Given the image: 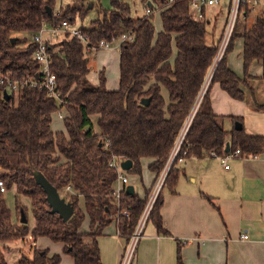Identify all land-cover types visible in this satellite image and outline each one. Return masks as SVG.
Masks as SVG:
<instances>
[{
	"label": "trees",
	"instance_id": "trees-1",
	"mask_svg": "<svg viewBox=\"0 0 264 264\" xmlns=\"http://www.w3.org/2000/svg\"><path fill=\"white\" fill-rule=\"evenodd\" d=\"M52 1L0 0L1 74L41 80L39 65L33 60L35 44L17 35L33 36L42 23L50 27L63 21L72 24L76 14H83V9L66 8L61 15H48L46 7L52 8ZM109 1L111 8L102 18L92 22L89 29H79L92 44L132 35L131 41L120 46L116 90L105 88L102 73L98 85L89 82L88 56L66 32L54 43L47 41L50 70L64 103L62 108L38 87H24L9 100L0 95V178L6 190L14 188L17 198L29 200L28 209L16 206V221L18 217L20 221V210L24 215L29 210L33 220L30 230L27 223L15 226L0 195V242L28 235L32 242L46 238L63 244V252L72 257L73 264H101L96 239L113 221L118 234L128 241L146 197L140 200L136 195L122 194L116 202L112 187L117 174L109 166L110 161L130 160L132 167L126 173L140 175V161L153 159L149 170L156 176L162 171L216 53V45L207 44L210 22L191 16L190 0H174L171 5H167V0H144L150 15L136 19L125 0ZM222 7L224 19L220 30L229 2ZM153 12H159L160 31L154 29ZM240 13L246 17L248 7L244 5ZM236 30L237 26L150 212L148 220L159 234H166L159 213L162 194L174 192L180 176L178 159L184 162L190 158L222 157L226 143L229 152L238 149L241 153L257 154L264 149V137L245 135L242 129L225 130V118L215 115L211 108L209 93L214 84L232 99L243 100L242 88L247 87V71L252 62L261 63L264 80V18L256 16L254 23L238 34L242 40V79L226 62ZM145 100L149 101L147 105L141 103ZM59 110L63 112V131L53 132L52 116ZM91 117H96V129ZM229 119L241 123L239 118ZM35 172L41 173L60 197L71 204L74 212L68 221L50 213L43 190L35 184ZM124 211L126 217L117 215ZM85 219L89 220L88 234L80 232ZM58 262L59 256L48 258L45 251L34 252L32 260H26V264ZM176 264H183L179 255Z\"/></svg>",
	"mask_w": 264,
	"mask_h": 264
},
{
	"label": "crops",
	"instance_id": "crops-1",
	"mask_svg": "<svg viewBox=\"0 0 264 264\" xmlns=\"http://www.w3.org/2000/svg\"><path fill=\"white\" fill-rule=\"evenodd\" d=\"M226 2L227 0H223L222 4ZM51 13L54 15L53 7ZM155 13L159 14L153 12V15ZM262 13L264 11L260 6L249 11L244 19L247 20L252 14L258 16ZM216 24L215 20L214 26L209 29V38L214 45L220 34V28ZM49 28L46 25V30ZM43 36L48 42L58 41V37L52 38L48 31ZM236 41L240 42L237 58L242 71L233 69L228 63V55L226 62L228 68L242 79V40L240 37L235 39L232 49ZM103 51L116 53L119 57L120 49L116 48L115 43L111 49ZM99 52L90 56L97 57ZM261 75V63L252 62L247 71V87L242 88V101L229 97L218 84L210 89L212 111L225 118V130L234 128L235 123L229 118L236 117L241 120V129L245 135L264 137V95L246 97L247 88L252 90L255 85L264 88ZM117 88L118 78L116 88L107 89ZM61 131L63 127L53 130ZM152 163L153 159H142L140 175L124 171L128 180L126 186H132L133 195L140 200H144L156 178V174L149 170ZM227 166L225 169L220 159L212 157L190 158L176 166L180 176L174 192H163L159 211L166 234H159L153 223L147 222L132 264H176L177 255L183 264H264V149L257 154L242 152L228 160ZM120 187L115 182L112 188ZM79 206L84 208L82 199ZM80 232L89 233L88 219L81 225ZM243 235L247 239H241ZM96 241L101 264H119L126 240L118 234L114 221L103 229ZM31 245L32 253L28 259L32 260L33 251L37 248L45 251L48 258H51L50 255L59 256L58 264H73L72 257L64 254L61 243L38 238Z\"/></svg>",
	"mask_w": 264,
	"mask_h": 264
},
{
	"label": "built area",
	"instance_id": "built-area-1",
	"mask_svg": "<svg viewBox=\"0 0 264 264\" xmlns=\"http://www.w3.org/2000/svg\"><path fill=\"white\" fill-rule=\"evenodd\" d=\"M173 1L174 0H167V5H171ZM222 1L223 0H190L189 9L191 16L197 21L206 19V10L210 7L212 8L215 6H222L223 5ZM227 2H229V9L225 18L222 33L220 34V37L216 44V53L213 58L212 65L206 75V78L199 91V94L177 136V139L169 154L165 166L155 178V181L151 187V191L143 207L141 216L134 228L132 235L126 242V246L121 255L119 264H132L134 260L135 251L138 242L143 235V230L149 219L150 212L157 198L160 195V192L165 182V178L170 170L172 163L174 162V160L176 159L179 153L185 134L201 103L203 96L206 93V90L208 89L214 69L226 53V50L229 46V43L237 26L239 17L241 16L243 19L245 18V16L242 13H240L241 8L244 5H246L249 11L251 10L253 11L260 6L264 9V0H227ZM145 15L146 16L150 15V10L147 8L145 9ZM45 31H48V33L52 38L59 37L67 32L71 37L75 38L80 45H82L84 49V53L87 56L96 54L99 51L109 50L113 47L115 43H116V48L120 49V46L123 42L131 41L133 38L132 35H122L118 39H111L110 41L101 40L96 44H92L89 38L87 37V35H85L79 28L71 27L70 24L66 21L61 22L57 26L50 27L48 30H46L45 23H42L40 25L39 31L33 34L31 38V42L35 44L33 60L39 65L38 74L41 80L38 82L36 79H33L32 77L29 76H24L15 79V78H11L7 74L0 73V95L2 97L4 96L3 92H5L11 98L13 96H17L20 93V90L24 87H38L40 89H44L49 98H54L59 103L61 108L64 106L62 98L60 97V94L57 90L55 75L50 70V57L47 52V41L43 36ZM54 115L59 120L63 119L62 110L55 112ZM239 155H241L240 150L235 149L232 152L228 151L227 153H224L222 157H213V158L220 159L221 163L224 165V168L227 169L228 160ZM121 162L123 161L117 160L116 158H112L109 164V166L116 171L117 174L116 182H118L121 185L120 188L113 189L112 191V197L116 202L119 201L120 196L122 194H125V187L128 183L127 178L124 176L123 171L120 168ZM178 163L181 164L182 159H178ZM5 192H6V188L4 182L0 178V195H3ZM120 214L125 217L128 215L127 212L125 211L122 213L120 212L117 215ZM241 239H247V236L243 235L241 236Z\"/></svg>",
	"mask_w": 264,
	"mask_h": 264
},
{
	"label": "rangeland",
	"instance_id": "rangeland-1",
	"mask_svg": "<svg viewBox=\"0 0 264 264\" xmlns=\"http://www.w3.org/2000/svg\"><path fill=\"white\" fill-rule=\"evenodd\" d=\"M125 2L131 8V16L133 17V19L141 18L145 16L144 0H125ZM53 4L54 5H52V7H53L54 15L56 14L61 15V13H63V11L66 8L69 10L83 9V14L81 16L76 14L74 22L70 24L71 27H76V28L82 27L83 29H89L91 27L92 22L96 21L97 19L102 18L103 13L109 11L111 8L109 0H53ZM222 11H223L222 6L221 7L215 6L212 8L210 7L206 10V19L210 22L207 26L208 31L209 29L210 30L212 29V26H214L215 20L217 23L216 27H218V29L219 28L221 29L222 27L221 20H222V13H223ZM262 17L264 18V13H262ZM255 18H256V14L250 15L247 20L243 19L241 16L239 17L237 30H236L237 36L235 37V39H239L238 34L241 32V30H243V28H246L252 25V23H254L255 21ZM152 20H153L152 22H153L155 31H160L161 30V20H160L159 14L155 13L153 15ZM221 33H222V30H220V34ZM220 34H219V37H220ZM20 36L26 38L29 41L32 38V35L30 33H23V34H20ZM60 38L61 37H58V39ZM207 44L211 46L214 45V43L210 41V38L208 36H207ZM234 44L235 45L233 49L231 48L228 54V63L232 65L234 70L236 69L237 71H242L240 61L237 58V54L240 48V45H239L240 42L236 41V43ZM96 56L97 57H94V56L88 57V67L90 69L89 75H88L89 82L94 86L98 85L99 76L102 73V76L104 77V80H105V88L106 89L116 88L117 78H118V69H117L118 54L105 53V51H102V52H99L98 55ZM252 92H253V95H252ZM261 94L264 95V88L261 85H255L253 86L252 90L250 88H247L246 97L252 98L253 96L256 97ZM91 121L93 122L94 127L96 129V117L95 118L91 117ZM61 122H62L61 120H58L56 116L53 115L52 123H51L52 130L62 129L63 125ZM125 172L123 171V174L126 177ZM150 191H151V188L147 192L146 199ZM1 197L3 198L6 208L11 213V217H12V221H14L13 222L14 225L19 227L21 225L19 223V217H18V221H16L15 219L16 209L17 207L19 208L26 207L28 209L29 200L24 197L17 198L14 188L7 189L6 192ZM25 218L27 220L26 225L28 227V230H30L33 226V220H32V216L29 210L27 211ZM147 222H149V220ZM90 231L91 230L89 229V232ZM31 244H32V240L29 235L23 237L22 239H18V240L0 242V253H1L3 264H18V262H21V264H26V260H31V259H28V257H30L32 253ZM38 251H41V250L35 248L33 251V254L34 252H38ZM52 256L54 255H50V257ZM31 258H33V256Z\"/></svg>",
	"mask_w": 264,
	"mask_h": 264
},
{
	"label": "water",
	"instance_id": "water-1",
	"mask_svg": "<svg viewBox=\"0 0 264 264\" xmlns=\"http://www.w3.org/2000/svg\"><path fill=\"white\" fill-rule=\"evenodd\" d=\"M46 11H47L48 15L51 14V8L46 7ZM13 42H14V40L12 39L11 43H13ZM3 95H4L3 97L5 98V100L10 99V96L7 95L5 92H3ZM148 102H149L148 100L141 101V103L144 105H147ZM87 130H89V129L87 128ZM234 130L240 131L241 130V124L236 122L234 124ZM228 151H229V143H226L224 153H227ZM131 167H132V163L130 160H125V161L120 163V168L123 171H129ZM33 178H34L35 184L37 186H39L45 194L46 202H47V205L50 209V213L58 215V217L63 222L68 221L74 212V209L71 206V204L66 202L63 198L60 197L57 190L44 178V176L41 173L35 172L33 174ZM125 194L126 195H133V187L130 185L127 186L125 188ZM19 222H20V224H26L27 223L24 212L22 210H20V221Z\"/></svg>",
	"mask_w": 264,
	"mask_h": 264
}]
</instances>
